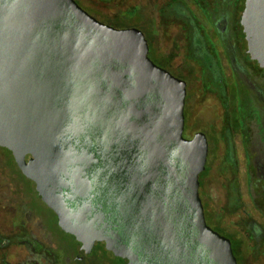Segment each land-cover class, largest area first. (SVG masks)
<instances>
[{
    "label": "flooded vegetation",
    "instance_id": "1",
    "mask_svg": "<svg viewBox=\"0 0 264 264\" xmlns=\"http://www.w3.org/2000/svg\"><path fill=\"white\" fill-rule=\"evenodd\" d=\"M126 1L116 0L112 4ZM170 2H162L161 9L152 18L142 16V25L130 23L139 13L135 4L121 15L114 12L112 5L106 6L111 2L91 0L86 5L107 17L109 21H103L87 10L106 24L118 29L142 30L150 46L151 59L171 73L169 68L180 69L189 78L179 77L187 82L185 138L192 139L197 132H204L198 124L191 123L190 114L196 110L194 99L201 101L205 97L207 105H216L215 124L224 127L223 132L232 134L235 151L238 145L233 132L232 108L237 109L238 119L242 105L246 112L253 113L254 138L249 147L241 139L243 163L239 160V151L238 156L233 152V172L223 184L224 207L207 188L211 178L208 165L199 176V195L207 225L230 239L237 264H264L261 259L264 255V66L254 61L248 52L243 34L245 10L242 8L245 9V5L239 0H211L212 28L208 29L216 36L213 37L218 52L215 60L210 56L209 42L198 30L197 20L193 21L190 15H184L183 19L165 15ZM185 19L190 23L186 24ZM191 26L195 27L193 40L188 37ZM176 30L181 31L180 38ZM166 44L182 49L180 53L170 54L163 49ZM190 45L198 58L189 61ZM93 66L97 70L100 64L96 62ZM116 69L122 73L117 81L111 74L106 78L103 71L96 72L101 91L90 101L83 97V108L71 119L74 126L68 150L70 164L62 178L65 185L58 193L64 195L70 214L74 215L73 221L75 217L82 218L83 240L60 226L57 212L41 199L36 182L23 173L13 152L0 146V163L4 166L0 167V180L7 181L0 185V205L5 208L8 201L6 210L10 216L19 217L16 225L0 218V264H223L201 239L208 233L200 228L197 208L190 201L188 166L179 156V148L165 146L162 142L165 135L157 134V127L152 124L158 97L154 94L138 96L133 92L137 86L135 73L124 65ZM146 128L151 131L149 140L144 133ZM124 130L126 133L122 132ZM147 140H152L153 146L155 143L163 146L167 156L159 155L160 148L153 147ZM27 159L33 157L29 155ZM5 160L19 173L11 172ZM242 164L248 182L245 176L246 182L241 179ZM25 179L32 181L35 193L48 211L41 212L32 206L24 190ZM5 187L10 189L6 197L1 193ZM237 203L242 204L240 209ZM53 218V223L72 238L73 243L57 239L51 225ZM83 246L88 251L83 250Z\"/></svg>",
    "mask_w": 264,
    "mask_h": 264
},
{
    "label": "water",
    "instance_id": "2",
    "mask_svg": "<svg viewBox=\"0 0 264 264\" xmlns=\"http://www.w3.org/2000/svg\"><path fill=\"white\" fill-rule=\"evenodd\" d=\"M243 34L251 58L264 66V0L245 1ZM149 50L142 30L106 24L77 0H0V146L10 149L23 173L36 182L60 226L83 240L82 218L73 221L58 193L70 164L71 119L83 108V97L90 101L101 91L96 72L117 81L122 73L116 66L124 65L135 73V94L158 97L152 124L165 135V146L179 148L188 166L190 201L200 228L208 233L201 239L223 264H237L230 239L206 222L199 176L206 170L209 141L203 131L192 139L183 136L187 82L157 65ZM150 132H144L148 140ZM153 147L167 156L163 146Z\"/></svg>",
    "mask_w": 264,
    "mask_h": 264
},
{
    "label": "rangeland",
    "instance_id": "3",
    "mask_svg": "<svg viewBox=\"0 0 264 264\" xmlns=\"http://www.w3.org/2000/svg\"><path fill=\"white\" fill-rule=\"evenodd\" d=\"M86 10L90 11L91 13L96 14V16L100 19H102L103 21H109L107 19V17L97 14L93 9H91L89 6V2H91V0H77ZM165 1H169V0H128L124 3L118 4V5H112L114 12H117L119 15H121L122 13L126 12L124 10H126L128 7H131V5L135 4L136 8L138 9V15L137 17L133 20V22L130 23H136L137 25H142L141 24V17L145 16L148 18H152V16L154 15V13H156L157 10L161 9L162 6V2ZM172 1V0H170ZM187 2V6L189 9H193L192 5L194 3V0H186ZM87 4V5H86ZM171 4V2H170ZM116 10V11H115ZM194 10V9H193ZM202 12V18L199 17V20H197L199 22L198 25V30L199 32H203L205 31V29L207 28H212V23H211V18L209 16H207L205 13H203V11H200V13ZM125 14V13H124ZM140 23V24H139ZM154 23H156L154 21ZM203 30V31H202ZM181 31L176 30L175 34L177 36V38L181 37ZM212 48V47H211ZM163 49L166 50L167 53H176L182 49L180 46L177 45H164ZM178 58V57H177ZM159 61V60H158ZM176 76L178 77H182V78H186L189 80L188 77H185L182 73V71L180 69H175V68H169ZM205 95V94H204ZM237 101V99H236ZM235 102V101H234ZM194 103L196 104V107L194 111L191 112V123L192 124H198V127L201 128L202 130H204V132L206 133L207 137H208V141H209V154H208V163H207V171L209 172L210 168V180H209V184H207V188L214 194V196L217 199V202L224 207V201H225V189L223 184H225L228 180V178L230 177V173L233 172V162L232 160H230L231 157H233V152H235L234 154L238 156V151L240 154L239 160H241V162L243 161V154H244V147L242 145V140L243 139V143L246 145L247 147L250 146V141L252 138H254L252 135H254L253 133V128L256 126V122L252 117L251 111H245L243 109V105L241 106L239 104V106H241L242 109V114L241 117H239L238 119V113H237V109L236 108H232V114H233V132L236 135V139H237V145H238V151H235V147H234V139L232 134H227V132H223L222 130H224V127H221L219 125V127H217V125L215 124L216 122V118L218 119V116L216 117L217 111L215 110L216 105L214 104H210L207 105L206 104V99L205 97L201 100V101H197L196 99H194ZM236 102H235V106H236ZM198 106V107H197ZM246 109V108H245ZM247 110V109H246ZM208 117V120H207ZM198 122V123H197ZM212 123V124H211ZM214 123V124H213ZM222 128V129H221ZM246 135V136H245ZM242 137V138H241ZM252 144V143H251ZM234 150V151H233ZM254 150V147H251V151ZM250 152V151H249ZM250 154L252 155V153L250 152ZM1 158H0V162H1ZM6 161V162H5ZM4 164L7 163L10 167V171L11 172H15V173H19L14 166H12L11 164H9V161L5 160ZM243 163V162H242ZM241 179L244 182H248V178L245 171V166L244 164L241 165ZM0 167H4L1 163H0ZM238 170V169H236ZM245 176L246 181L243 179ZM20 179L24 178L22 176L19 175ZM7 181L5 179H1L0 180V185H4L6 184ZM25 192L27 193V197L30 200V202L32 203V206H34L38 211H48V207L45 206L44 203H42L39 199V196L35 193V190L33 189V183L32 181H28L25 179ZM5 191L3 190L2 195H4L6 197L7 192L10 190L8 187H5ZM12 190L13 186H12ZM11 190V191H12ZM34 191V192H33ZM220 206V207H221ZM4 207H2V205H0V218L3 217V219H5L7 222H11L14 225L19 223V217L18 216H10V212L8 210H6V208L9 207V202L5 201ZM254 211V210H253ZM255 215L257 218H259L258 213L256 211H254ZM235 219H238V216L235 215L234 216ZM54 218L51 221V225L52 228L54 230V233L57 237V239L61 242H66L67 244H71L73 243L72 238L68 237L65 233H63L60 228L55 225L54 223ZM83 250L88 251V249L83 246L82 247ZM63 251V250H62ZM64 252V251H63ZM261 259L264 261V255L261 257Z\"/></svg>",
    "mask_w": 264,
    "mask_h": 264
},
{
    "label": "trees",
    "instance_id": "4",
    "mask_svg": "<svg viewBox=\"0 0 264 264\" xmlns=\"http://www.w3.org/2000/svg\"><path fill=\"white\" fill-rule=\"evenodd\" d=\"M106 3H110V5H106L107 7L113 5L112 2L116 1V0H102ZM239 1H242L245 5V1L246 0H239ZM210 6H211V0H194V3H193V9H189L188 6H187V2L186 0H172L171 1V4H170V8L166 10V13L165 15L167 16H172L174 18H180V19H183V16L185 15H190L192 17V20L195 21V20H199V17L202 16V12L200 13V11H203V13H205L207 16H209L211 18L212 16V12L210 10ZM171 9V10H170ZM219 9H222L221 6ZM243 11L245 10L244 9V6H243ZM202 18V17H201ZM190 19V18H188ZM189 23H190V20H188ZM187 21V19H185V23L186 24H189ZM189 28V27H187ZM194 28L195 27H190V31L188 32V37L190 40H193V34H194ZM196 31V29H195ZM203 31V30H202ZM220 31H218V36L220 35L219 33ZM202 35L207 39L206 41L209 42V45L210 47H212V51H211V55L215 60H217L218 58V52H217V49H216V43L213 39V37H216L212 34L211 30L210 29H205V31L202 32ZM193 43V41H192ZM200 54H204V52H200ZM187 56H188V60H194V59H197L198 56H197V52H195V50L193 49V47L190 45V48L188 50V53H187ZM208 69L206 68L205 70V81H207V76L209 77V73H208ZM213 80V79H212ZM211 80V81H212ZM211 84H213L212 82H209ZM209 84V85H211ZM225 105H226V108L228 109L229 108V101L226 99L225 101ZM240 108V106H239ZM243 112V111H242ZM241 112V113H242ZM243 115V114H242ZM233 158L231 157L230 160H232ZM237 208L240 209L242 204L241 203H237Z\"/></svg>",
    "mask_w": 264,
    "mask_h": 264
}]
</instances>
